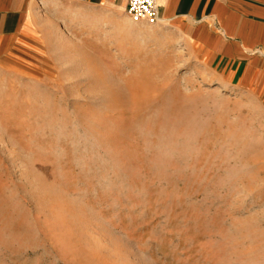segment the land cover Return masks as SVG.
<instances>
[{
	"label": "rangeland",
	"instance_id": "374dc122",
	"mask_svg": "<svg viewBox=\"0 0 264 264\" xmlns=\"http://www.w3.org/2000/svg\"><path fill=\"white\" fill-rule=\"evenodd\" d=\"M124 9L33 0L0 59V264H264V105Z\"/></svg>",
	"mask_w": 264,
	"mask_h": 264
},
{
	"label": "crops",
	"instance_id": "0c3cea01",
	"mask_svg": "<svg viewBox=\"0 0 264 264\" xmlns=\"http://www.w3.org/2000/svg\"><path fill=\"white\" fill-rule=\"evenodd\" d=\"M126 9L127 0H83ZM33 0H0V59L18 49ZM159 23L264 105V0H155Z\"/></svg>",
	"mask_w": 264,
	"mask_h": 264
},
{
	"label": "built area",
	"instance_id": "2783aa9c",
	"mask_svg": "<svg viewBox=\"0 0 264 264\" xmlns=\"http://www.w3.org/2000/svg\"><path fill=\"white\" fill-rule=\"evenodd\" d=\"M125 14L134 24H154L159 21L155 0H127Z\"/></svg>",
	"mask_w": 264,
	"mask_h": 264
}]
</instances>
